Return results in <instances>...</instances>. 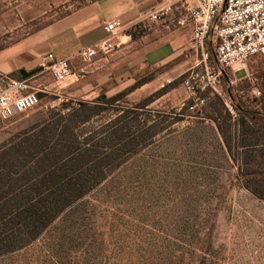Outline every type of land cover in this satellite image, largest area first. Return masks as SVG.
Returning <instances> with one entry per match:
<instances>
[{
	"label": "rangeland",
	"instance_id": "374dc122",
	"mask_svg": "<svg viewBox=\"0 0 264 264\" xmlns=\"http://www.w3.org/2000/svg\"><path fill=\"white\" fill-rule=\"evenodd\" d=\"M27 1H16V18L0 13L1 29L16 26L0 32V46L91 0H66L35 19L27 17ZM193 54L138 70L123 85L101 92L125 93L85 122L79 102L91 99L54 93L0 119V147L43 127L52 142L67 125L74 149L95 146L98 158L84 173L99 179L38 238L2 254L0 264H264V101L252 88L264 59L226 69L229 77H251L230 85L234 102L260 116L250 119L231 104L229 109L223 79L221 103L209 90L192 95L185 80L202 70L200 54ZM195 95L205 103L190 113L187 104ZM119 123L125 134H109L104 148L99 139Z\"/></svg>",
	"mask_w": 264,
	"mask_h": 264
},
{
	"label": "crops",
	"instance_id": "0c3cea01",
	"mask_svg": "<svg viewBox=\"0 0 264 264\" xmlns=\"http://www.w3.org/2000/svg\"><path fill=\"white\" fill-rule=\"evenodd\" d=\"M17 0H0L2 16L17 17ZM24 7L30 12L29 19L37 18L47 9L64 4L66 0H28ZM164 0H91L72 10L52 18L40 27L0 46V73L24 79L18 69L31 70L40 66L41 57L51 52L55 58H69L74 72L61 82L55 81L51 72H40L26 78V90L54 93L61 97L95 99L101 92H109L131 80L138 70L145 71L155 65L194 56L196 49L191 43L192 24L176 25L175 19L181 8L174 5L166 18L155 21L149 13L160 7ZM2 9H4L2 11ZM11 12V13H10ZM1 16V15H0ZM111 20H119L114 40L119 43L109 54L98 53L86 65L78 56L84 47L97 45L107 34L104 26ZM139 22L138 25H134ZM9 23L0 32L15 28ZM42 97V98H43ZM41 100V98H40Z\"/></svg>",
	"mask_w": 264,
	"mask_h": 264
},
{
	"label": "trees",
	"instance_id": "16d2710c",
	"mask_svg": "<svg viewBox=\"0 0 264 264\" xmlns=\"http://www.w3.org/2000/svg\"><path fill=\"white\" fill-rule=\"evenodd\" d=\"M214 44L215 41L212 40L206 42L209 63L213 66ZM221 79L227 84L229 75L226 69ZM258 79L259 97L264 101V66ZM145 82L143 79L133 83L127 89L128 92ZM227 86L230 104L241 117H260L249 107L243 108L236 104L230 93L231 87L228 84ZM124 93L122 91L110 96L101 93L91 101L79 102V109L83 114L81 122L87 121L91 114L103 108L101 106L118 99ZM201 93L205 95L206 92ZM215 96L221 103V97L217 94ZM43 128L24 137L22 141L0 147V256L22 248L38 238L66 207L99 180L93 182L91 177L84 173H89L93 165L89 163L98 158L97 154L94 155V145L88 144V147L81 150L74 149L70 143L74 138L71 137L68 141L66 137L69 135H65L69 129L67 125L63 126L51 142L48 140V132L43 131ZM123 130L125 124L119 123L112 131H107V135L98 142L103 143L105 140L104 148L109 149V134L120 138L125 134ZM96 171H102L101 166H97Z\"/></svg>",
	"mask_w": 264,
	"mask_h": 264
},
{
	"label": "built area",
	"instance_id": "2783aa9c",
	"mask_svg": "<svg viewBox=\"0 0 264 264\" xmlns=\"http://www.w3.org/2000/svg\"><path fill=\"white\" fill-rule=\"evenodd\" d=\"M174 5H178L182 10L175 19V24H192L191 43L200 54L199 64L201 63L202 70L195 73L192 70L188 74L189 77L185 80L188 88L192 95L196 91L201 93L209 90L223 98L225 91L220 87V81L225 69L239 70L255 57L264 59V0H164L160 7L149 13L148 18L162 20ZM120 25L119 20L107 22L104 28L108 34L97 45L78 51V56L86 65H90L98 53L106 55L119 46L114 40V34ZM209 40L215 41L214 66L209 63V53L206 49V42ZM40 66L43 70L50 71L57 82L71 75L79 76L83 72H74L68 57L55 58L51 52L43 54ZM245 76L251 79L247 74ZM245 76L239 79L229 77L227 84L235 85ZM28 88L26 78L19 79L0 73L1 120H7L38 104L40 98L34 91L27 92ZM252 88L256 96L260 95L257 86ZM192 99V102L187 104V111L190 113L199 110L205 103V97L202 95H195ZM229 104L227 106L231 109Z\"/></svg>",
	"mask_w": 264,
	"mask_h": 264
},
{
	"label": "water",
	"instance_id": "95a60500",
	"mask_svg": "<svg viewBox=\"0 0 264 264\" xmlns=\"http://www.w3.org/2000/svg\"><path fill=\"white\" fill-rule=\"evenodd\" d=\"M41 70H42V67L38 66V67H35L31 70H25L24 68H19L18 72L22 78H28V77L40 72ZM36 95L38 98H42L44 96V93L38 91V92H36Z\"/></svg>",
	"mask_w": 264,
	"mask_h": 264
}]
</instances>
